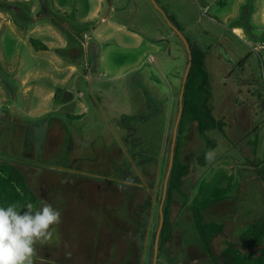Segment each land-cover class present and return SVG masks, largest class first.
<instances>
[{
    "label": "rangeland",
    "instance_id": "1",
    "mask_svg": "<svg viewBox=\"0 0 264 264\" xmlns=\"http://www.w3.org/2000/svg\"><path fill=\"white\" fill-rule=\"evenodd\" d=\"M154 1L166 19L150 0H0V153L14 159L23 149L29 151L37 172L20 168L35 193L39 175L48 187L59 186L48 191L61 222L52 227V240L41 244L47 251L36 247V257L60 263L65 250L96 260L111 247L110 240L114 246L117 240L120 262L125 252L118 238L120 220L127 219L131 200L130 214L144 205L146 192L136 191L130 199L114 190L132 186L119 182L121 171L129 169L141 180L138 162L149 172L143 180H153L155 197L161 182L162 197L187 63L184 44L172 27L188 46L204 51L211 115L224 126L222 134L202 136L195 122L184 123L179 161L187 173L183 196L175 194L170 206L161 264H208L188 206L200 184L222 169L231 175L225 199L232 205L229 212L214 205L204 217L206 222L229 221L236 229L232 236L226 222L223 234L212 239L214 253L244 232L243 222L264 214L259 178L252 179L249 168L257 159L264 165V0ZM13 7L18 10L9 11ZM30 39L47 50L37 51ZM146 39L161 40L155 49ZM220 46L233 64L223 59ZM238 61L242 66L236 68ZM123 128L130 133L127 141ZM74 184H83L82 196ZM98 233L99 242L94 239ZM134 239L139 248L138 236ZM124 257L128 264L137 263L131 252Z\"/></svg>",
    "mask_w": 264,
    "mask_h": 264
},
{
    "label": "trees",
    "instance_id": "2",
    "mask_svg": "<svg viewBox=\"0 0 264 264\" xmlns=\"http://www.w3.org/2000/svg\"><path fill=\"white\" fill-rule=\"evenodd\" d=\"M30 44L38 50H47L46 46L30 39ZM190 69L184 85L182 95V112L180 128L183 129L188 119L196 123V129L200 135L207 131L223 133L224 123L215 120L211 115L209 99L211 96L208 74L204 67V53L199 48H190ZM241 63V62H240ZM71 98H68L70 100ZM206 138V137H205ZM209 148L214 144L208 142ZM255 145V144H254ZM172 168L167 181L166 197L162 205L161 228V253L169 236L170 230V206L175 194L181 195V179L187 173L178 158L179 145H176ZM199 165L203 164V156L198 158ZM226 185L221 187L220 182ZM231 175L223 169L220 170L209 182L200 184L197 194L188 206L194 228L201 242L203 252L208 256L210 264H264V217L252 224L235 241L227 243V246L217 256L211 246L212 239L223 232V225L213 221L206 222L204 212L211 206L224 200L231 186ZM36 197L30 191L25 175L16 167L5 163L0 165V206L8 203H16L22 206L26 203H34Z\"/></svg>",
    "mask_w": 264,
    "mask_h": 264
},
{
    "label": "flooded vegetation",
    "instance_id": "3",
    "mask_svg": "<svg viewBox=\"0 0 264 264\" xmlns=\"http://www.w3.org/2000/svg\"><path fill=\"white\" fill-rule=\"evenodd\" d=\"M189 48H191V47L189 46ZM194 48H196V47H194ZM220 50H221V55L223 56V59L229 61V58H227L223 47L220 46ZM190 53H191V51H190ZM203 53H204V51H203ZM204 59H205V53H204ZM186 61L188 63L187 53H186ZM230 61H232V60H230ZM240 62L241 61L236 62L237 63V64H235L236 68L242 66V64ZM187 63H186V65H187ZM230 64H233V63L230 62ZM238 73H239V71H238V69H236L235 74H238ZM252 85H253V82H252ZM181 87H182V79H181V83H180L179 90H178L179 96H178V99L176 98V102L178 103V109H177V114H176V117L174 120V131H173V137H172V145H171V149H170V154L172 153V164H173V160H174L176 145H179V152H180V148H181V145L183 142V136L185 135L184 132H186L185 124L183 125V129L180 128L181 114H180L179 119L177 120V117L179 115V111L181 110V112H182V95H183V92H181ZM208 104H209V102H208ZM124 131H125L124 137L126 138L125 140L127 141L128 140L127 136L129 137L130 133H128L127 129H124ZM28 142H29V140H28V136H27L26 141H25L26 146H27ZM26 151H28V150L23 149V152L20 153L21 157L20 156L18 157L16 155V157L14 159L9 158V157H4V155H2L0 153V165L8 163V164L18 168L22 173H23V171L21 170L20 166H25V167H27V169L28 168L34 169L30 165V164H32L31 161H28L29 154ZM134 157H135L134 154H133V156L130 157L131 161L134 160L133 159ZM178 158H179V154H178ZM169 159H170V155H169ZM168 164H169V161H168ZM172 164H171V168H172ZM137 166L140 167L139 175L141 177V180H143L144 177L147 178L149 172L145 169V165L143 164V162H142V164L138 162ZM171 168L169 170L168 175L166 172L167 178L165 175V180H164L163 186H162L163 190L165 188L164 197H163V195L161 197V182L159 185V188H160L159 189V195L157 197H155V195L152 194L153 193L152 192L153 180L150 181V183L145 182L144 180L141 181L137 176H131V171L129 169L126 170L125 172L121 171L119 182L125 183V184L132 183V186H130V188L127 187L128 189L126 187H123V186H121L119 189H115L114 191L116 192L115 193L116 195H119V196L123 195L125 197L130 198V199H133V198H135L133 196H134V194L136 195V193H135L136 191L146 192V195L144 196L145 202L142 203L144 205L141 206L139 208V210L136 209L137 211L134 208L133 210L135 212L130 214V212L132 210H130V212H129L128 208H133V204H132V200H131V202L128 204V208L126 209V212L128 213L127 219H124V221L120 220L121 224L119 227L121 229V234L118 236V238L120 237L121 239H123V241L125 243V250H123V252L124 251L125 252L122 253V254H124V255H122V257L124 259H125L124 256L128 257V254L130 255V252H131V254L133 253L135 256L134 260L137 262L136 264H158V263L161 264V228H162L161 227V213H162V205H163L165 197H166L167 181H168V177H169ZM34 170L37 172L36 169H34ZM167 171H168V166H167ZM25 177H26V175H25ZM37 179H38L37 180V183H38L37 189L39 190L38 193H35L34 191H32L28 185L30 191L36 197V201L33 203V205L35 207H39L41 200H45L48 203H50L51 205H53L51 203L50 197L53 195V193H52L53 190H55V192H56L59 189L58 184L56 183L55 185H51L50 187H48L47 185H45V181L40 177V175L38 176ZM181 182H182V179H181ZM39 183H42L43 186H41ZM66 186H70V185L67 184ZM74 186H75L74 191L78 192L79 193L78 195L82 196V192L84 190L83 184H74ZM48 188H50L52 190L51 193H50V191H48ZM180 189H181V187H180ZM128 191H129V193H128ZM181 192H182V190H181ZM179 196H183V194H181ZM64 198H65V195H64ZM77 199L79 202L80 197L77 196ZM184 199H186V197ZM173 201H174V199H173ZM81 218H82V216H81ZM146 219H147V221H146ZM153 221H155V223L157 222L154 231L152 230ZM81 228L82 227H80L79 224H77V226L75 228V232L80 234ZM63 231L65 232L64 229H63ZM65 234H67V231L65 232ZM88 235L91 238L90 232L88 233ZM136 236H138V238H139L138 242H141V244L139 245V248H137V246L135 244L134 238ZM98 238H99V233H98V236L94 239L97 240ZM113 240H115V237H113ZM37 245H36V247H39V249L45 250L44 245H41L39 243ZM95 245L96 244L91 245L92 246L91 249L95 250L96 246H97V245L96 246ZM108 245H109V247L110 246L111 247L109 249L108 248L103 249L104 252L96 260H92L88 254H82L81 253L78 255H76V254H73V255L70 254L69 255V251L64 250V252L66 254L64 253L63 262L60 261V263L61 264H84L87 262V264H107L110 261L109 264H115L118 251L115 254L116 249H114V248H115V246H118L117 240H116L115 246L111 245V240L109 241ZM155 246H157L156 250H155ZM111 250H114V254L110 253ZM45 251H47V250H45ZM81 255H83V257H85V259L88 258V260H86V262L83 261V257ZM102 256H103V259H102ZM143 257H144V259L146 258L145 261H143ZM123 258L118 257L120 262L116 261V263L118 262V264H128L126 262V260H124ZM32 261H33V264H60L59 262H53V261L48 260L47 258L36 257L35 255L33 256Z\"/></svg>",
    "mask_w": 264,
    "mask_h": 264
},
{
    "label": "clouds",
    "instance_id": "4",
    "mask_svg": "<svg viewBox=\"0 0 264 264\" xmlns=\"http://www.w3.org/2000/svg\"><path fill=\"white\" fill-rule=\"evenodd\" d=\"M60 222L61 212L45 200L0 206V264H33L36 245L50 242Z\"/></svg>",
    "mask_w": 264,
    "mask_h": 264
},
{
    "label": "crops",
    "instance_id": "5",
    "mask_svg": "<svg viewBox=\"0 0 264 264\" xmlns=\"http://www.w3.org/2000/svg\"><path fill=\"white\" fill-rule=\"evenodd\" d=\"M99 2H100V0H98ZM240 1V0H239ZM100 6L99 5H97L96 6V8H99ZM9 10V9H8ZM16 10H18V8H16V7H13V9L12 10H9V11H13V12H16ZM97 10L98 9H96V11L93 13V16H95L96 15V12H97ZM262 17H263V19H262V21H261V24L262 25H264V11H263V13H262ZM103 21V20H102ZM245 21H246V18H245ZM248 21H249V18H248ZM242 28V27H241ZM234 30H236V29H234ZM132 36H135V37H139V36H137V34H134V33H132ZM147 41H148V43H149V45H151L153 48H155V49H157L158 48V44L160 43V39H146ZM44 45V44H43ZM254 144H256V143H254ZM253 143H252V145H254ZM254 154H255V152L253 153V156H254ZM258 160V163H257V165H255V166H251L250 165V167L249 168H251L252 170V172L255 174V176H253V177H251L252 179H255L256 180V178H259V184H260V189H261V195H263L264 194V165L261 163V160L260 159H257ZM251 178H249V179H251ZM242 192V191H241ZM232 202H229V200L227 199H224V200H222L221 202H219V203H217V204H222V205H224L225 207L224 208H226V211L227 212H229V210L227 209V208H230V206L232 205L231 204ZM217 204H214V205H217ZM213 205V206H214ZM212 207V206H211ZM210 207V208H211ZM81 214V213H80ZM82 215H80L79 217H81ZM264 217V214L263 215H260V216H258V217H254L252 220H246L245 222H243V224H244V227H242L243 228V230H244V232L245 231H247L248 229H249V227L252 225V224H255V223H257L258 221H260L262 218ZM79 221H81V219L79 218L78 219ZM213 222H215V221H213ZM227 223H229V224H231L232 225V223L231 222H229V221H226ZM226 222L225 223H222V222H216V223H220V224H222L223 225V230L225 229V227H226ZM236 224H237V222H235ZM230 228H231V235L232 236H234V229H236V227L235 226H230ZM244 232H241L240 233V235H238V237L237 236H235L234 237V241L237 239V238H239ZM91 234V239L93 238L92 237V235H93V233H90ZM223 234V233H222ZM94 237H95V235H94ZM233 242V241H232ZM227 243H229V242H225V244H223L219 249H218V254L221 252V251H223V249L227 246ZM218 254H216V256L218 255ZM86 262V261H85ZM221 262V261H220ZM219 262V264H221ZM85 264V263H84ZM208 264H210L209 262H208Z\"/></svg>",
    "mask_w": 264,
    "mask_h": 264
},
{
    "label": "water",
    "instance_id": "6",
    "mask_svg": "<svg viewBox=\"0 0 264 264\" xmlns=\"http://www.w3.org/2000/svg\"><path fill=\"white\" fill-rule=\"evenodd\" d=\"M150 2L152 3V5L155 7L156 10H158L160 12V14H162L164 16V18L166 19L164 13L161 11V9L157 6V4L155 3L154 0H150ZM172 30L173 32L179 36V38L182 40L183 44H184V47H185V50H186V53H187V56H188V63L185 67V70H184V73H183V76H182V87H181V92H183L184 90V85H185V82H186V79H187V75H188V72H189V69H190V61H191V53H190V48L188 46V44L186 43V41L184 40V38L182 37V35L180 34V32L172 27ZM180 114H181V110L179 111V115L177 117V120L179 119L180 117ZM171 164H172V153L170 154V159H169V164H168V171H167V175L169 173V170L171 168ZM167 175H166V178H167ZM165 187V186H164ZM164 193H165V188L163 190V197H164ZM161 227H162V213H161ZM157 246H155V250H156Z\"/></svg>",
    "mask_w": 264,
    "mask_h": 264
}]
</instances>
